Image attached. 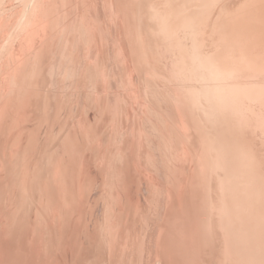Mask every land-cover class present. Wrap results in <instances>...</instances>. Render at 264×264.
<instances>
[{
    "label": "rangeland",
    "instance_id": "1",
    "mask_svg": "<svg viewBox=\"0 0 264 264\" xmlns=\"http://www.w3.org/2000/svg\"><path fill=\"white\" fill-rule=\"evenodd\" d=\"M134 6L0 0V264H264L261 79L168 60ZM191 82L223 112L180 107Z\"/></svg>",
    "mask_w": 264,
    "mask_h": 264
},
{
    "label": "bare ground",
    "instance_id": "2",
    "mask_svg": "<svg viewBox=\"0 0 264 264\" xmlns=\"http://www.w3.org/2000/svg\"><path fill=\"white\" fill-rule=\"evenodd\" d=\"M130 2L132 5L136 3L134 10L139 7L137 10L139 16L141 14L146 24L152 27L151 33L158 48L168 57V60L169 55L174 53L178 55L176 48L180 47V43H184L181 52L185 57L184 65H188V70L209 71L212 76H216L217 71H221L228 81L235 69V72L245 75L247 79H250L249 76L258 74V78L261 79L259 81L264 85V0H206L202 8L208 10L211 16L221 15L223 18L211 39L204 33L208 28L196 30L197 19L203 20L204 15L201 18L189 16L188 6L181 5L178 0H130ZM174 17H177L178 21H175ZM230 55H234L235 60L229 58ZM183 57H179L181 64ZM218 63L221 64L220 68L217 67ZM186 87L185 90L178 91L177 102L180 107L193 112L207 107L217 115L223 112L221 101L216 100L219 95L217 91L211 89V86L196 85L191 82ZM260 87L251 91L262 96ZM252 108L256 110L254 104ZM258 111L264 112V104ZM229 137L230 134H227L223 136V139L227 141ZM206 147L201 145L200 153ZM229 151L237 152L235 148ZM246 206V203H242L240 207ZM263 207L264 203L255 205V209ZM259 212L264 217V210ZM254 214L261 218L260 213ZM247 260L243 258V264H249ZM235 264H241V262L236 261Z\"/></svg>",
    "mask_w": 264,
    "mask_h": 264
}]
</instances>
